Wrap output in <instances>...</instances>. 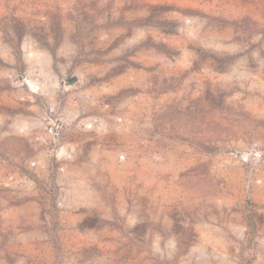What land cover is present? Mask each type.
I'll list each match as a JSON object with an SVG mask.
<instances>
[{"label":"rangeland","instance_id":"rangeland-1","mask_svg":"<svg viewBox=\"0 0 264 264\" xmlns=\"http://www.w3.org/2000/svg\"><path fill=\"white\" fill-rule=\"evenodd\" d=\"M0 264H264V0H0Z\"/></svg>","mask_w":264,"mask_h":264}]
</instances>
